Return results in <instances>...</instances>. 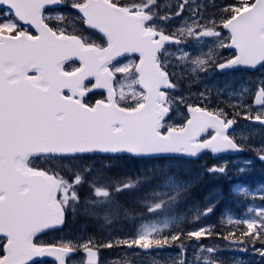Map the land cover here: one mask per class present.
I'll list each match as a JSON object with an SVG mask.
<instances>
[{
	"label": "snow or ice",
	"instance_id": "1",
	"mask_svg": "<svg viewBox=\"0 0 264 264\" xmlns=\"http://www.w3.org/2000/svg\"><path fill=\"white\" fill-rule=\"evenodd\" d=\"M261 70L264 0H0V264H101L104 249L123 253L108 264H226L221 251L264 264V185L234 187L260 204L210 225L213 200L177 214L193 188L179 172L111 174L125 159L252 151L264 162V142L234 134L238 118L264 126V72L224 107L207 84L192 91L216 73ZM141 191L131 203L142 211L121 203ZM70 216L85 218L78 233L40 240ZM121 219L129 231L114 227ZM213 236L226 246L200 243Z\"/></svg>",
	"mask_w": 264,
	"mask_h": 264
},
{
	"label": "rangeland",
	"instance_id": "2",
	"mask_svg": "<svg viewBox=\"0 0 264 264\" xmlns=\"http://www.w3.org/2000/svg\"><path fill=\"white\" fill-rule=\"evenodd\" d=\"M215 2L221 3L222 0H215ZM262 72H264V70H261L256 77H250V75H242L240 73L230 74L226 76H219L216 73L210 76L209 78H207L203 83L198 84V85H193L192 91L202 90L204 88V85L207 84L210 88L213 89V92H212L213 104L215 105L216 103L223 101L224 103H221L220 106L224 107L226 106V103L229 99L227 96L228 91L239 90L244 85L252 86L254 88L255 83L261 77ZM220 89H223L224 91L219 92L218 90ZM234 99H238V97ZM247 102H250V100ZM229 111H231V109H229ZM234 134L237 136L238 139H240L241 137H248L247 142L250 145L259 146L262 142H264V129L249 125L242 118H238V123L235 125ZM255 157H256V153L252 151H245L244 156L241 158H235V159L223 158L217 162H210L205 158H200L199 160L191 164H186L184 162H181L182 160H179V159H165V160H162L160 164L155 163V162H148L147 164H144L142 163L143 161L137 160L138 163L135 164V163H130L128 159H125V162L123 160L118 162L119 166L113 168L111 170V174L113 175L127 174V175L134 176L137 170L147 169L153 166L157 168L165 167V168L170 169L173 172H179L182 179L191 181L192 184H194V182H196L199 179L202 172L207 173L206 169L208 167H211L214 164L223 165L226 162V166L228 169L227 173L229 172V173H232L233 175L238 174L239 177H242L244 179V182H247L251 178L253 179L258 176L254 174V172H257L258 171L257 169H259V166H256L253 163L255 161ZM97 166H99V162H97ZM242 167L246 169V172L244 174H239L238 170ZM198 169H201L202 171L199 172ZM209 176L213 177L214 179H218L217 176L219 175H215V176L209 175ZM158 182H159L158 180L152 181L153 184L158 183ZM248 183H253V181L248 182ZM215 186L216 185L214 183L209 184V187H215ZM240 186L247 187L251 190L254 188H259L262 185L257 183L255 185L245 184V185H240ZM216 193L220 194V191H216ZM130 195L133 196V198H135L139 195H142V191L131 193ZM248 201L251 202L250 198ZM245 203L246 202H244V206H247V204L245 205ZM255 203H260V201L251 202L250 206L251 207L258 206V204H255ZM184 213H188V211L185 208V203H182L181 205H179L177 209V214L183 215ZM245 213H246V210L243 214ZM205 220H206V217L202 219V223L205 224L204 222ZM114 227H116L117 229H122L124 232H127L130 230L131 225L128 222H125L123 221V219H121L120 221L117 222V224ZM79 230L76 233H78ZM87 231L88 233H95V235L98 238H107L108 232L110 230L109 229L102 230L101 227L95 228L93 226H88ZM76 233L63 232L60 234H49V235L43 236L42 238H40V240L43 242H54L55 239L61 235H69V234H76ZM206 239L207 238H202L200 243L205 244ZM211 245L212 244L208 243L206 246H211ZM191 255H192V250L190 249L189 256L191 257ZM117 258H123V253L118 252L117 250H107V249L101 250V253H100L101 264H108L109 261L117 259ZM142 259H144L147 263L148 262L150 263L152 260V257H142ZM234 259H238L240 264H260L261 258L255 253L248 251V252H242L239 255H229L228 254L224 260L226 264H236V263H233L232 261ZM44 264H48V263L44 262Z\"/></svg>",
	"mask_w": 264,
	"mask_h": 264
},
{
	"label": "flooded vegetation",
	"instance_id": "3",
	"mask_svg": "<svg viewBox=\"0 0 264 264\" xmlns=\"http://www.w3.org/2000/svg\"><path fill=\"white\" fill-rule=\"evenodd\" d=\"M217 178H218L219 181H222V183L217 184V187H220L223 190V192H224V187L222 185H225L224 179L230 180L229 181V182H231L230 183V186L233 184L234 181H240L241 180L238 177H231L229 172L226 175H222V176L219 175V176H217ZM210 200H213L215 202V204H216V207H215L214 212H217L218 209L221 207L222 203L224 202V201H218L217 202V199H215V198H211ZM212 217L215 218V219H217V220H219L220 218H222V216L220 214L214 215ZM239 217H240V210L239 209H236V216H235V218H239Z\"/></svg>",
	"mask_w": 264,
	"mask_h": 264
},
{
	"label": "water",
	"instance_id": "4",
	"mask_svg": "<svg viewBox=\"0 0 264 264\" xmlns=\"http://www.w3.org/2000/svg\"><path fill=\"white\" fill-rule=\"evenodd\" d=\"M224 154L236 155V154H239V153H224ZM219 155H223V154H219ZM217 156H218V155H217ZM44 259H51V260H52V258H44Z\"/></svg>",
	"mask_w": 264,
	"mask_h": 264
}]
</instances>
